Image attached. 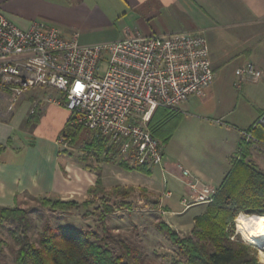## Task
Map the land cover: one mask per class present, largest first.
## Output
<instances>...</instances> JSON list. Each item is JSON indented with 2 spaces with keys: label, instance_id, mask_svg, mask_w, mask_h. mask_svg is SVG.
I'll list each match as a JSON object with an SVG mask.
<instances>
[{
  "label": "crops",
  "instance_id": "1",
  "mask_svg": "<svg viewBox=\"0 0 264 264\" xmlns=\"http://www.w3.org/2000/svg\"><path fill=\"white\" fill-rule=\"evenodd\" d=\"M0 8L21 29L40 20L64 37L78 33L81 45L118 41L130 33L129 29L143 36L208 32L212 35L209 57L214 74L243 57L242 65L235 68L231 79L224 75L221 79L224 84L217 87L213 81L205 97H191L180 106L182 121L174 135L183 129L187 134L198 135L201 141L206 139L208 133L204 125L208 108L215 105L214 114H218L219 119L227 117L235 109L234 97L229 94L233 88L241 90L246 84L235 87L238 80L235 71L247 63L264 69L263 59L258 54L263 42L260 35L264 33V0H0ZM262 73L260 80L264 82V71ZM60 98L55 90L30 89L9 111V94L0 90V145L4 146L0 153V208H15L28 198L83 201L90 196L97 180L95 171L59 144L69 118L67 110L55 104ZM262 112L264 106L258 108L252 120ZM219 119V127H215L232 138L229 142H220L222 152L217 161L208 164L183 157L166 162L163 151L162 166L148 169V174L124 169L119 162L116 168L113 162H102L98 164L102 187L105 190L116 186L133 188L144 196L156 197L158 203L165 187L156 178L154 171H157L161 176L168 173L174 180L181 181L184 194L188 193V184L193 178L219 188L243 139L241 132L245 130L234 121L225 123ZM195 143L190 141L188 145ZM261 153H264V143L253 142L249 159L258 167L254 158ZM107 167H112L108 173L105 172ZM179 168L187 170L190 177H183ZM167 192L170 196L162 198L160 203L168 214L175 216L172 221H179L184 211L173 209L172 193ZM182 198L183 195L178 200L179 205ZM204 206L198 204L185 210L187 213L197 209L188 218L192 224L205 212Z\"/></svg>",
  "mask_w": 264,
  "mask_h": 264
},
{
  "label": "built area",
  "instance_id": "2",
  "mask_svg": "<svg viewBox=\"0 0 264 264\" xmlns=\"http://www.w3.org/2000/svg\"><path fill=\"white\" fill-rule=\"evenodd\" d=\"M78 36L64 37L40 20L21 29L0 8V90L9 94L8 110L30 89L55 90L61 96L55 104L69 113V128L95 133L135 167L162 166L164 143L152 136L147 124L157 108L177 110L191 97L206 96L214 71L203 34L129 33L94 45H81ZM235 75L237 88L262 78L252 63ZM253 125L264 131V112ZM242 136L246 142L254 140L251 132ZM70 141L62 136L59 144L66 147ZM215 194V188L193 178L179 203L185 211L210 204ZM168 196L163 191L160 200Z\"/></svg>",
  "mask_w": 264,
  "mask_h": 264
},
{
  "label": "rangeland",
  "instance_id": "3",
  "mask_svg": "<svg viewBox=\"0 0 264 264\" xmlns=\"http://www.w3.org/2000/svg\"><path fill=\"white\" fill-rule=\"evenodd\" d=\"M129 31L130 33L132 32L130 29ZM203 36L210 48L212 35L207 32ZM260 41L263 42L259 47L258 54L264 62V33L260 35ZM243 61L244 59L241 57L227 64L222 70L215 71L214 84L217 87L224 84L221 81L224 75H232L235 68L241 66ZM258 70L261 73L264 71L261 68ZM104 71L105 67H102L101 73H104ZM231 77L229 78L231 79ZM261 80L258 83L256 82L257 84L245 82L246 84L244 86L246 87L242 86V88H246L249 91L248 94L242 88L241 90L233 88V92L229 95L234 97L235 109L227 117L225 116L219 119L218 117L220 116L214 114L217 107L215 105L208 108L207 113L209 116H206L205 122L207 123L204 125L206 127L205 131L208 133L206 139L201 141L198 135H194V133L187 134L183 129H180L178 135L173 134L172 137H174H171L164 145L166 162L171 159L180 160L183 157L191 158L199 162L203 161L208 164L217 161L222 152L220 142H229L232 138L230 134H224L220 129L215 127V125L219 127L217 119L225 121V123H232L234 121L238 123L239 127L247 130L254 122L252 119L257 114L258 108L264 106V82ZM214 121L217 123H214ZM208 123L209 125H207ZM90 138V132L83 129L80 139L75 142L71 139L63 149L87 163L93 169L99 168L98 164L104 161L103 158L96 160L97 157L91 156L84 147L85 141ZM190 141L196 143L189 146L188 143ZM248 142L252 146L255 140ZM114 151L115 155L113 153L108 154L104 158H113L112 161L115 168L117 167V162L129 164L116 150ZM254 160L264 172V153H261V155L255 154ZM111 168L107 167L105 172L108 173ZM154 173L159 183H164V190L166 192L171 191L173 209L184 211L183 207L178 204L180 196L183 195L184 197L187 195L184 194V185L182 182L174 180L168 173H165L163 176L157 171H154ZM146 180L145 178L144 181L147 182ZM109 190H105V193H96L89 196L87 199L93 203L86 207L81 205L86 199L83 201L67 200L75 201L78 205L77 207L70 208L68 211L52 210L50 207L44 205L40 199L31 198L22 200L17 204L16 208L24 210L27 213L29 219L27 234L34 243H38L39 236L44 233L46 227L52 230H56L58 227L75 228L83 232L92 233L93 239L104 244L114 255L122 256L125 260L134 261L137 264H173L175 261L183 259L177 247L170 242L165 234L158 231L157 226L160 223H164L180 238H187L190 236L194 225V223H191V219L188 218L193 213H196L197 209H192L187 213L184 211L182 213L184 216L183 219L172 221V218L175 216L168 214L164 206L158 207L160 204V196L158 197L159 201L157 203L156 197L150 198L142 195L143 192L139 194L134 191L128 198L121 199L117 195L108 193ZM107 207L113 210L112 213L105 212V208ZM204 208L206 210V206ZM242 215L257 216L240 213L234 221L233 229L235 235H238L242 242L252 246L255 249V254L258 251H264L263 248L251 244L248 240V233L239 222V217ZM8 228L9 224L0 219V240L3 242V251L0 253V264H12L18 249L13 237L8 232Z\"/></svg>",
  "mask_w": 264,
  "mask_h": 264
},
{
  "label": "trees",
  "instance_id": "4",
  "mask_svg": "<svg viewBox=\"0 0 264 264\" xmlns=\"http://www.w3.org/2000/svg\"><path fill=\"white\" fill-rule=\"evenodd\" d=\"M182 115L178 109L157 108L150 117L148 129L152 136L165 144L172 137ZM253 124L242 132H251L255 141L264 143V131L253 128ZM82 131L83 129L74 130L67 126L64 136L75 142L80 139ZM90 134L91 138L86 140L84 146L87 152L97 157L96 160L103 158V162H113V158L104 157L112 153L115 155L114 149L107 148L105 139L93 132ZM250 148L251 143L245 142L243 138L235 157L231 160V168L216 189L212 202L206 205L202 215L194 219L189 237L180 238L164 223L158 224V231L167 236L183 258L173 264H259L255 249L242 242L233 229L234 221L240 213L264 217V172L249 159ZM3 150L4 146L0 145V153ZM119 165L124 169L149 173L145 167H131L124 162ZM87 168L93 169L89 165ZM93 170L97 180L89 192L90 196L106 192L102 187L101 170L99 168ZM132 192L133 188L120 186L108 191L121 199L128 198ZM38 199L52 210L68 211L78 206L75 201ZM91 203L93 202L86 199L81 205L86 207ZM112 211L109 207L105 208L106 213ZM0 219L9 224L8 232L18 246L12 264H137L114 255L104 244L94 240L92 233L80 229L58 227L52 230L46 227L44 233L39 236L38 243H34L27 234L29 229L27 213L16 207L0 208ZM2 245L3 242L0 240V253L3 251Z\"/></svg>",
  "mask_w": 264,
  "mask_h": 264
},
{
  "label": "clouds",
  "instance_id": "5",
  "mask_svg": "<svg viewBox=\"0 0 264 264\" xmlns=\"http://www.w3.org/2000/svg\"><path fill=\"white\" fill-rule=\"evenodd\" d=\"M239 219L245 222V227L248 229V235L256 237L264 236V217L241 216ZM256 259L259 264H264V251H258Z\"/></svg>",
  "mask_w": 264,
  "mask_h": 264
},
{
  "label": "bare ground",
  "instance_id": "6",
  "mask_svg": "<svg viewBox=\"0 0 264 264\" xmlns=\"http://www.w3.org/2000/svg\"><path fill=\"white\" fill-rule=\"evenodd\" d=\"M244 217H248V216H244ZM255 217H259V216H255ZM239 222H240L241 226L248 233V229L245 227V222L241 221L240 219H239ZM248 240L250 241L251 244L257 245V246H259V247H261V248L264 249V236L256 237V236H250V235H248Z\"/></svg>",
  "mask_w": 264,
  "mask_h": 264
},
{
  "label": "snow or ice",
  "instance_id": "7",
  "mask_svg": "<svg viewBox=\"0 0 264 264\" xmlns=\"http://www.w3.org/2000/svg\"><path fill=\"white\" fill-rule=\"evenodd\" d=\"M81 86L80 85H77V89H79Z\"/></svg>",
  "mask_w": 264,
  "mask_h": 264
}]
</instances>
